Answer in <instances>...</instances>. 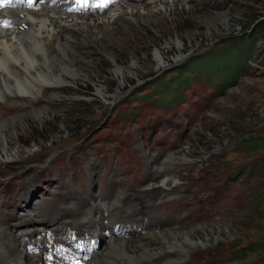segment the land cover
<instances>
[{
    "label": "rangeland",
    "instance_id": "obj_1",
    "mask_svg": "<svg viewBox=\"0 0 264 264\" xmlns=\"http://www.w3.org/2000/svg\"><path fill=\"white\" fill-rule=\"evenodd\" d=\"M169 5L171 9L165 16L150 22V27L145 26L142 31L131 29L134 38L125 41L119 49L106 47L107 52L113 53L114 62L107 57L95 55L96 58H92L83 69V74L87 76L85 80L67 77V81L72 84L68 85L70 88L60 92L64 88L62 86L56 92L59 97L66 91L71 94L74 85H77L74 90L77 94L61 95V102H57L54 107L51 105L50 111L46 109L45 116H39L36 120L30 117L31 104L27 107L23 104L8 105L7 108L12 110L26 107L28 112L21 109L17 111L20 112L18 115L3 117L8 121L10 134L7 136L10 140L6 152H11L10 160L12 159L13 163L7 164L6 155L0 150V170H4L6 175H11L28 165H44L47 158L60 150L77 145V141L85 133L94 129L102 130L103 120H109L127 111L133 100L139 96L138 92L142 91L143 95L150 92L154 84L162 85L161 80L155 79H167L175 67L193 56L219 49L227 38H238V34L248 32L251 39L240 41L244 49L253 51V59L247 64L246 73L237 75L239 81L227 88L197 122L190 124L184 118L183 123L189 126L188 134L177 145H166L163 146L164 149L159 147L150 151L144 143H140V152L135 157L136 161L130 163L128 174L131 186L135 185L139 189L145 188L150 182L160 181L157 178L160 173L152 169V159L159 157V165L168 161L167 166L170 169L173 167L172 171H160L165 178L175 179L166 184L171 188L166 199L168 205L186 214H191V209L195 206L193 212L201 214L205 219L210 218L208 211L221 213L215 221L205 220L199 223L202 225L194 226L190 230H181L188 232L189 239L183 238L177 243H168L161 248L162 251L179 253L182 257L179 264H258L264 260V146L255 151H243L239 142L251 136L256 139L264 136V0H174L169 2ZM156 8L155 5L152 6V10ZM150 17L152 19L153 15ZM256 24L259 25V40L252 36ZM176 41H179L180 45H175ZM156 50L160 51L164 61V66L159 69H154L156 62L152 57ZM133 60L137 66H131ZM194 60L196 62V59ZM134 68L137 69L132 72ZM117 79L123 83L121 94L111 99V94L115 93L118 87ZM150 82L152 86L149 87ZM97 89L106 92L105 97L110 98V101H103L96 94ZM67 101L79 103L73 104L70 111L66 112L67 108L61 103ZM144 111L156 112V107L153 103H148ZM181 114L179 111L178 115ZM81 118L82 121L77 123ZM51 121L57 122L55 129L63 133L52 134L49 138L42 132ZM110 125L111 128L115 126L112 123ZM71 128L73 129L70 130ZM107 131L108 129H105L103 134ZM45 147V150H41ZM236 171L239 173L235 174V180L232 184L227 183L225 179L231 172ZM222 182L226 183L229 194L227 208L221 204L226 202L220 186ZM151 202L153 201L140 200L135 203L134 205L138 206L135 213H143L144 207L139 205L147 206ZM122 207L125 208V213H132L128 206ZM118 209L115 213H121V206ZM69 212L73 213L66 211ZM47 215L51 221L55 219L53 227L56 229L64 220V215L57 216L56 212L49 211ZM98 223L100 224V220L94 221V224ZM122 225L133 229L126 223L118 226ZM98 231L100 239L101 235H110L113 232L107 230V225L97 227L93 232L96 235ZM93 232L88 231L89 234ZM130 237L136 239L134 235ZM255 245H260L261 248L255 252L246 251L243 258L239 257L242 249ZM114 249L111 255H124V249ZM103 250L101 244L96 253ZM146 254L151 255L149 252Z\"/></svg>",
    "mask_w": 264,
    "mask_h": 264
},
{
    "label": "bare ground",
    "instance_id": "obj_2",
    "mask_svg": "<svg viewBox=\"0 0 264 264\" xmlns=\"http://www.w3.org/2000/svg\"><path fill=\"white\" fill-rule=\"evenodd\" d=\"M150 5L145 8L142 5L123 4L116 7V11L109 15L68 14L55 7L47 8L51 14L39 16L29 13L32 15L31 20L35 23L34 26L39 27L42 24V29L46 31L43 33L26 31L18 36L7 35L5 37L9 39L8 42H5V38H0V101L3 102L2 105L6 108L8 105L20 104L27 107L30 105V99L38 94L48 100H55L59 98L56 90L65 85H72L67 81V77L86 79L87 76L83 74V69L86 68L92 58H96L95 55L101 56V58L107 57L108 60L114 62L113 53L106 51L107 46L112 49H119L125 41L134 38L131 29L142 31L145 26L150 27V22L158 17H164L167 11L171 9L169 1H157L152 5L157 7L155 10H152ZM150 15H153L152 19ZM123 23L126 24L123 25ZM121 34L124 36L121 37ZM176 44L177 46L180 45L179 41H176ZM152 57L156 62L154 69L164 66L160 51L156 50ZM77 63L81 65L78 66ZM131 66H137L134 60L131 62ZM137 68H134L132 72H135L134 70ZM128 74H132L130 70H128ZM117 80L118 87L116 92L111 94V99L121 94L120 90L123 83L119 79ZM44 88H48L49 93H43L42 89ZM96 94L103 101H110V98H106V92L97 89ZM19 97H25L24 102L18 103L17 98ZM46 109L49 110V107L35 108L31 104L29 116L35 120L39 119V116L46 115ZM8 128V121L0 115V150L6 155L5 160L9 161L12 157L11 152L9 154L6 152L7 143L10 140V137H7L10 136ZM177 158L179 159L180 155ZM174 180L171 177L163 178L159 185L168 187L166 184H170ZM162 194L163 190L160 189L155 196L150 197L147 201L155 202L162 198ZM121 199L122 197L117 198L116 201L120 202ZM120 206L121 213H111L107 219L102 218L103 213H94L93 208L87 209L83 214L66 213L68 210H62L63 213L56 212L57 216L64 215V220L57 229L58 231L68 228L88 229L92 233L97 227L101 228L107 225V230L113 231L110 235L103 234L100 236L104 250L100 253L95 252L88 264H136L134 262L140 259L155 257L157 258L150 264H159L162 259L161 264H177L182 260L179 253L162 251L161 248L168 243H177L183 238L189 239L188 232L177 231L176 228L165 230L153 226L142 227L140 225L143 213H135L138 206L134 204L128 206L132 209V213H125V208L122 207L124 205ZM120 206L118 207L120 208ZM101 208L108 209L101 204L97 206L98 212ZM118 210L117 208L116 212ZM122 216H128L132 219ZM46 218L53 227L55 219L51 221L49 215ZM97 220H100V224H94V221L97 222ZM102 220H107V223L102 222ZM123 223L131 225L133 229L124 226L125 234H116L115 227ZM53 228L57 230L55 227ZM132 235L136 239L130 237ZM96 236L99 238V231ZM114 248L124 249V255H120L121 257L111 255ZM148 252L151 253L150 256H147L146 253Z\"/></svg>",
    "mask_w": 264,
    "mask_h": 264
},
{
    "label": "trees",
    "instance_id": "obj_3",
    "mask_svg": "<svg viewBox=\"0 0 264 264\" xmlns=\"http://www.w3.org/2000/svg\"><path fill=\"white\" fill-rule=\"evenodd\" d=\"M254 29L255 30L254 33H252V36L256 40H259L260 37L257 34L259 25L256 24L254 26ZM250 37L251 34H249L248 32L245 34L240 33L238 34V38H227L219 49H216L213 52L205 51L198 56L190 58L186 62L175 67L173 73L177 75L173 76L172 79L169 80L167 84H165V86L159 85L160 88H157L156 91L171 90L172 84L176 81H179V78H181L184 74H200L204 69H211L212 72L221 75L225 83H228V77L243 74L245 72L246 62L252 57L253 51L244 49L241 46L240 41H249L251 39ZM195 58L199 59H196L195 62ZM81 121L82 118L76 122L80 123ZM65 122L66 121H64V123ZM48 123L49 124L47 125L46 129H44V132L42 133L47 134L49 138L52 134L63 133V131L58 132L57 129H55V126H57V122L51 121ZM73 128H71L70 130H72ZM36 134H38V131H36ZM239 146L243 151L259 150L260 147L264 146V136L258 139L253 136L248 137L247 139H241V141L239 142ZM238 173L239 171H236V174ZM231 176H233V174ZM260 248V245L245 247L239 252V257L243 258L246 251L255 252ZM258 264H264V260H261L260 262H258Z\"/></svg>",
    "mask_w": 264,
    "mask_h": 264
}]
</instances>
